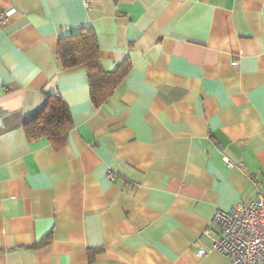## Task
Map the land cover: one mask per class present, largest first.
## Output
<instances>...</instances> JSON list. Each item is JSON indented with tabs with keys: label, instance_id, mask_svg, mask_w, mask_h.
Instances as JSON below:
<instances>
[{
	"label": "crops",
	"instance_id": "0c3cea01",
	"mask_svg": "<svg viewBox=\"0 0 264 264\" xmlns=\"http://www.w3.org/2000/svg\"><path fill=\"white\" fill-rule=\"evenodd\" d=\"M7 10L0 264H231L211 221L264 194V0H0ZM82 26L100 71L130 66L98 106L85 68L56 57ZM47 92L73 124L58 150L22 130Z\"/></svg>",
	"mask_w": 264,
	"mask_h": 264
},
{
	"label": "trees",
	"instance_id": "16d2710c",
	"mask_svg": "<svg viewBox=\"0 0 264 264\" xmlns=\"http://www.w3.org/2000/svg\"><path fill=\"white\" fill-rule=\"evenodd\" d=\"M98 52L96 35L89 27L82 26L79 31L58 38L56 57L60 67L85 68L90 99L94 106H98L115 92L130 67L125 61L112 72H102L97 67ZM72 125L69 110L61 96L47 92L44 94L41 108L23 123L22 130L28 141L45 138L55 150H58L64 145ZM44 243L46 241L40 244Z\"/></svg>",
	"mask_w": 264,
	"mask_h": 264
},
{
	"label": "built area",
	"instance_id": "2783aa9c",
	"mask_svg": "<svg viewBox=\"0 0 264 264\" xmlns=\"http://www.w3.org/2000/svg\"><path fill=\"white\" fill-rule=\"evenodd\" d=\"M85 5H88L87 1ZM12 13V10L0 12V23ZM107 178H113L110 171L107 172ZM211 223L216 231L211 248L228 257L231 264H264L263 192H258L248 203H237L227 210H216ZM205 254L203 248L196 251L199 258Z\"/></svg>",
	"mask_w": 264,
	"mask_h": 264
}]
</instances>
